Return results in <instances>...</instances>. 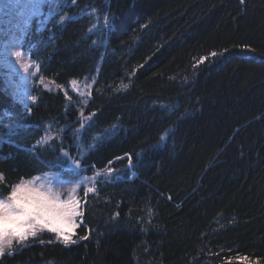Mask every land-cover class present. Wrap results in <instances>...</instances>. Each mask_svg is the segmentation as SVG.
Returning <instances> with one entry per match:
<instances>
[{"label": "trees", "instance_id": "16d2710c", "mask_svg": "<svg viewBox=\"0 0 264 264\" xmlns=\"http://www.w3.org/2000/svg\"><path fill=\"white\" fill-rule=\"evenodd\" d=\"M87 9L111 25L99 34ZM74 10L30 27L23 47L38 76H95L89 96L80 107L35 82L25 104L0 74L10 141L0 144V192L47 171L61 141L84 154L86 172L120 175L88 194L78 243L43 233L0 264H264V0H77ZM80 119L92 125L83 143L72 135ZM48 125L67 131L33 149Z\"/></svg>", "mask_w": 264, "mask_h": 264}, {"label": "snow or ice", "instance_id": "6c2138e0", "mask_svg": "<svg viewBox=\"0 0 264 264\" xmlns=\"http://www.w3.org/2000/svg\"><path fill=\"white\" fill-rule=\"evenodd\" d=\"M46 2H53V0H46ZM75 3V0H72ZM53 11L49 10V15H53ZM71 19V17H69ZM115 16H113V20ZM105 27H109L112 21H109L107 16H104ZM43 23V21H41ZM27 27V20L24 24L18 27L15 32L8 31L7 37H5L4 30H0V40L4 43V49L10 54V50L13 48H22L20 43V37L24 34ZM247 47V46H245ZM227 51V50H225ZM254 51V49H252ZM16 60L13 64H20V70L25 73L29 72V67L25 66L21 62L22 55H28L27 52L15 51ZM215 55V53H213ZM206 58H201V62ZM38 70V66H36ZM28 76L25 75V84L27 83ZM43 80L41 79V83ZM72 87L77 88V82L72 81ZM47 87V85H45ZM25 98H29L25 96ZM32 101L36 100L35 96H31ZM70 99V98H69ZM30 111V108L28 109ZM83 118L84 112L79 113ZM92 115H95L94 113ZM91 118H89L90 120ZM80 127L73 131V137L78 138L83 143L84 133L92 127L91 122L85 124L83 119L78 120ZM115 126H113L114 128ZM49 126L48 131H50ZM67 131V128L60 129L55 135H45L36 142L33 146L35 149L37 146H45L51 143L56 138V135H63ZM12 134L10 129L9 135ZM107 137V130L104 136H93L92 139L95 142H101ZM164 139V137H161ZM10 141L5 140L0 136V144ZM95 147V143L89 145V150ZM61 155L56 158L54 163L45 164V167L49 169L47 173L38 175L27 182L22 178L20 182L14 183L11 186V190L5 195L0 192V259H3L6 255H17L28 246L30 240L37 239L42 233L54 234L55 240L47 241L49 244L56 242L65 247L78 243L75 239L77 232L76 229L82 223L83 211L82 205L86 202V198L89 193H95L97 191V184L101 182L100 178L105 177L110 179L114 171L113 168L107 167L106 172L104 170H95L94 165H88L94 169V175L92 177H86L82 175L87 171L86 167H82L84 161V154L78 152L79 158L70 157V153L63 147L61 141L60 147ZM128 168L131 170L133 165V158L131 155H127ZM140 159L139 156L136 157ZM112 162L109 161V164ZM5 180V175L0 173V182ZM47 181L41 182V181ZM65 185L71 186V193L64 194L57 191V187H63ZM83 191V198L80 197L79 192ZM118 215V213L116 214ZM91 234L89 230L88 234L80 236V240H87ZM40 244H44L43 238L39 239ZM18 244L21 248L18 251L13 250V245ZM242 262L248 261L247 257L239 258ZM229 264L231 262L229 261ZM250 264V262H249Z\"/></svg>", "mask_w": 264, "mask_h": 264}, {"label": "rangeland", "instance_id": "374dc122", "mask_svg": "<svg viewBox=\"0 0 264 264\" xmlns=\"http://www.w3.org/2000/svg\"><path fill=\"white\" fill-rule=\"evenodd\" d=\"M76 5L77 0H75V3H73L72 0H53V2H46V0H0V30H4L5 37H7L8 31L15 32V30L24 24L25 20H27V27L24 31V34L20 37V43L23 45L29 29L33 25L36 24L38 29H45L49 26L52 27L53 25L60 24L69 17H76L80 16L81 14H85L91 15L93 29L99 34L103 33V31L106 29L104 21V16H106V14L99 13L97 9H87L83 10L81 14L77 15L74 10ZM50 9L53 11V15H49ZM41 21H43V23ZM18 50L22 53H28V55H22L21 57V62L25 66L29 67L28 73L20 70V64H13V61L16 60L14 53ZM36 66H38L37 62L31 58L28 50H26L24 47L13 48L10 50L9 54L4 49L3 41L0 40V74L6 76V82L13 88L16 98L22 103L30 104L34 102L30 99V97L33 96L32 86L35 82H37L45 90L63 92L68 99L70 98L69 100L78 102L80 107L87 100L94 83L95 76H85L80 79L72 78L67 84H59L50 78L40 75L38 76V70H36ZM25 75L28 76L26 84L24 80ZM41 79L43 80L42 83ZM72 81L77 82V88L72 87ZM45 85H47V87H45ZM25 96H28L29 98L26 99ZM48 129L49 125L46 128L45 135H53L51 129L50 131H48ZM0 136H2V134H0ZM70 157L77 158V151L72 153ZM106 169L107 168L100 170H104L106 172ZM48 171L49 169L43 173H47ZM43 173L36 174L31 178H26L24 181L27 182L38 175H42ZM82 175L86 177H92L94 175V171L83 172ZM119 175L120 174L114 170L110 179L101 177L100 180H114L119 177ZM41 182L46 183L47 181L45 180ZM56 190L64 194H70L71 186L65 185L63 187H57ZM79 195L81 198H83L82 190L79 192Z\"/></svg>", "mask_w": 264, "mask_h": 264}]
</instances>
